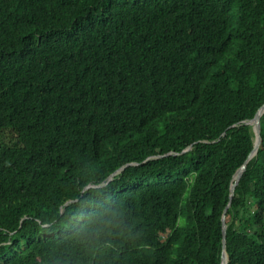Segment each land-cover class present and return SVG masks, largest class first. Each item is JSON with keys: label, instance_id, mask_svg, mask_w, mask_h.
<instances>
[{"label": "trees", "instance_id": "obj_1", "mask_svg": "<svg viewBox=\"0 0 264 264\" xmlns=\"http://www.w3.org/2000/svg\"><path fill=\"white\" fill-rule=\"evenodd\" d=\"M263 106L264 0H0V264H222ZM259 126L228 264H264ZM86 199L131 225L102 255Z\"/></svg>", "mask_w": 264, "mask_h": 264}, {"label": "clouds", "instance_id": "obj_2", "mask_svg": "<svg viewBox=\"0 0 264 264\" xmlns=\"http://www.w3.org/2000/svg\"><path fill=\"white\" fill-rule=\"evenodd\" d=\"M91 196L98 195L99 189L89 188ZM68 225L73 239L89 255H102L111 249L114 240H122L130 234L131 225L125 219L122 208L111 202L85 200L68 209Z\"/></svg>", "mask_w": 264, "mask_h": 264}, {"label": "water", "instance_id": "obj_3", "mask_svg": "<svg viewBox=\"0 0 264 264\" xmlns=\"http://www.w3.org/2000/svg\"><path fill=\"white\" fill-rule=\"evenodd\" d=\"M264 115V106L260 109V111L254 116V118L246 123L247 127H251L252 129V135H253V141H254V148L251 153V155L248 157L247 161L243 164V166L235 173L233 177V182L237 183L241 174L244 172L246 165L248 162L255 157L258 149L260 148V119ZM231 183L230 189H229V199H230V204L228 208L226 209L223 217H222V231H223V258H222V264H228L229 263V257L226 252V215L228 213L229 208L231 207L232 203V196L234 192V185Z\"/></svg>", "mask_w": 264, "mask_h": 264}]
</instances>
